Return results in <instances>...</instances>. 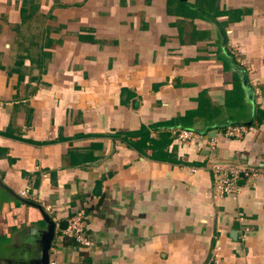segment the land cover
<instances>
[{"label": "crops", "instance_id": "0c3cea01", "mask_svg": "<svg viewBox=\"0 0 264 264\" xmlns=\"http://www.w3.org/2000/svg\"><path fill=\"white\" fill-rule=\"evenodd\" d=\"M214 163L258 175L217 197ZM77 213L89 248L60 228ZM12 228L26 264H264V0H0Z\"/></svg>", "mask_w": 264, "mask_h": 264}, {"label": "built area", "instance_id": "2783aa9c", "mask_svg": "<svg viewBox=\"0 0 264 264\" xmlns=\"http://www.w3.org/2000/svg\"><path fill=\"white\" fill-rule=\"evenodd\" d=\"M236 52L240 54L239 49H237ZM237 53H234L236 62L239 65H243V61ZM255 93L257 94L258 91L255 90ZM246 131V125L229 123L224 126L223 132L219 135L220 137L223 136L226 138L240 139L243 135L246 134ZM196 136L197 135L188 130H179L175 133V137L178 142L191 141L195 139ZM212 170L215 173L213 194L217 197H227L231 199H235L240 190V187L237 184L240 175L247 179L254 178L258 175V171L241 170L239 167L234 165H221L218 163L213 164ZM25 195V192L19 194V196L21 197ZM238 221H243L241 214L238 215ZM63 233L83 247L89 248L93 245V241L90 236L86 235V233L84 232L83 216L81 213H77L74 217L69 219L66 228L63 230Z\"/></svg>", "mask_w": 264, "mask_h": 264}, {"label": "trees", "instance_id": "16d2710c", "mask_svg": "<svg viewBox=\"0 0 264 264\" xmlns=\"http://www.w3.org/2000/svg\"><path fill=\"white\" fill-rule=\"evenodd\" d=\"M197 113L193 115L196 116ZM147 131L142 129L139 133L125 134L122 136L116 135L115 137L122 140L128 147L137 150V146L132 142V138L139 137L140 139L146 138ZM31 237L26 235L23 230L12 228L8 237H0V258L10 257L14 260L15 264H26L22 258V254L26 250V245H31ZM28 253V252H27Z\"/></svg>", "mask_w": 264, "mask_h": 264}, {"label": "water", "instance_id": "95a60500", "mask_svg": "<svg viewBox=\"0 0 264 264\" xmlns=\"http://www.w3.org/2000/svg\"><path fill=\"white\" fill-rule=\"evenodd\" d=\"M239 177L242 178V175H240ZM50 226L51 227H50L49 232H48V237L46 239L45 245H44L43 250H42L45 259H46V256H47V249L49 247V240H50V237L52 235V230H53L52 229L53 225L51 224ZM66 226H67V223H63V224H61L60 228L64 230L66 228ZM45 264H47V261H45Z\"/></svg>", "mask_w": 264, "mask_h": 264}, {"label": "rangeland", "instance_id": "374dc122", "mask_svg": "<svg viewBox=\"0 0 264 264\" xmlns=\"http://www.w3.org/2000/svg\"><path fill=\"white\" fill-rule=\"evenodd\" d=\"M31 263V262H30ZM28 263V264H30ZM0 264H12L11 262L10 263H6V262H0Z\"/></svg>", "mask_w": 264, "mask_h": 264}]
</instances>
